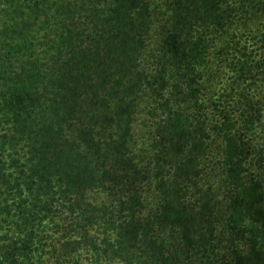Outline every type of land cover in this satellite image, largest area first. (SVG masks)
Wrapping results in <instances>:
<instances>
[{"label":"trees","instance_id":"obj_1","mask_svg":"<svg viewBox=\"0 0 264 264\" xmlns=\"http://www.w3.org/2000/svg\"><path fill=\"white\" fill-rule=\"evenodd\" d=\"M0 264H264V0H0Z\"/></svg>","mask_w":264,"mask_h":264},{"label":"rangeland","instance_id":"obj_2","mask_svg":"<svg viewBox=\"0 0 264 264\" xmlns=\"http://www.w3.org/2000/svg\"><path fill=\"white\" fill-rule=\"evenodd\" d=\"M215 80H217V79H215ZM218 82H216V84L219 86V82L221 83V85H224L225 83H224V81H219V80H217Z\"/></svg>","mask_w":264,"mask_h":264}]
</instances>
